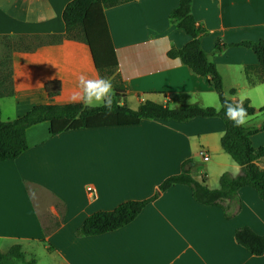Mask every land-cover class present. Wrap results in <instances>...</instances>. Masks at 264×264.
I'll use <instances>...</instances> for the list:
<instances>
[{"label": "crops", "instance_id": "obj_1", "mask_svg": "<svg viewBox=\"0 0 264 264\" xmlns=\"http://www.w3.org/2000/svg\"><path fill=\"white\" fill-rule=\"evenodd\" d=\"M68 1L0 0V49L2 35L42 40L31 49L11 52L14 93L0 96L3 120L34 104L73 102L81 74L100 77L86 41L65 36L62 10ZM177 3L129 0L104 8L117 72L127 86L124 100L131 108L145 99L175 106L192 96L202 105H219L206 77L167 55L169 48L190 39L168 18ZM191 12L207 29L200 42L222 77L225 93L235 102L248 99L255 113L248 115L246 125H259L264 81L250 84L243 71L245 64L257 62L256 54L238 45L215 52L214 45L216 40L264 38V0H191ZM52 34L62 36L53 40ZM53 78L61 81V88L48 96L43 84ZM222 132L218 117L143 118L136 124L55 134L49 133L47 121L32 124L26 128L28 147L13 159L0 160V243H19L37 257L41 247L49 264H264V251L252 254L234 238L235 228L242 225L264 233V201L250 186L238 189L239 208L231 217L224 214L227 201L202 204L187 185L178 183L160 191L123 226L95 235L76 233L87 215L154 194L186 158L195 161L192 174L204 176L210 187L217 186L223 171L239 172L240 166L220 148ZM250 140L264 147V129ZM201 148L208 159L198 154ZM198 156L211 165L197 161ZM209 174L215 175L212 184Z\"/></svg>", "mask_w": 264, "mask_h": 264}, {"label": "trees", "instance_id": "obj_2", "mask_svg": "<svg viewBox=\"0 0 264 264\" xmlns=\"http://www.w3.org/2000/svg\"><path fill=\"white\" fill-rule=\"evenodd\" d=\"M129 0H69L63 10L62 19L65 25V36L82 38L89 46L92 59L100 77L111 80L115 97L111 111L104 107L88 109L81 103H38L32 105L23 114L3 120L0 115V160L13 159L27 147L26 128L32 124L47 121L50 134L80 128L136 124L143 118L161 121H187L194 117H218L223 122V132L219 137L220 148L240 166L239 172L231 174L223 171L218 176L217 186L210 187L204 176L196 178L192 174L195 161L189 157L180 165V171L166 176L158 184V190L149 197L127 199L114 208L98 210L87 215L76 229L80 235H95L113 230L130 222L142 208L154 200L160 191L174 184H185L190 188L192 197L202 204H220L227 201L224 214L231 217L239 208L238 189L250 186L255 189L258 197L264 201V147L254 146L250 135L264 129V119L259 125L235 127L228 120L223 110L225 98L230 99L224 91L222 77L214 62L208 59L200 38L207 34V29L196 20L191 12V0H178L169 14V20L184 30L190 39L181 47L167 50L169 57H177L195 74L204 76L214 88L218 96L219 107L216 111L212 105L189 102L172 106L145 99L136 108L125 103L127 86L117 72L118 60L109 28L104 15V8ZM62 35L52 34L53 40ZM3 52L0 56V96L14 93L12 80L11 52L15 48L31 49L41 43L38 36L2 35ZM229 45H238L251 49L257 57L255 64H245L243 71L250 84L264 81V38H242L232 43H220L216 40L214 51L219 52ZM61 88L57 78L48 79L43 84L46 95L56 94ZM234 92V88L230 89ZM247 115L255 113V108L248 99L243 100ZM258 111L264 112V105ZM1 114V113H0ZM234 203L235 205L231 204ZM236 242L244 246L252 254L259 255L264 251V233H257L248 225L238 226L234 230ZM33 254L27 253L19 243L12 244L6 251L0 250V264H34Z\"/></svg>", "mask_w": 264, "mask_h": 264}, {"label": "clouds", "instance_id": "obj_3", "mask_svg": "<svg viewBox=\"0 0 264 264\" xmlns=\"http://www.w3.org/2000/svg\"><path fill=\"white\" fill-rule=\"evenodd\" d=\"M78 88L79 91L75 92L72 96L73 102L81 103L88 109L104 107L111 111L115 97V89L111 80L103 77L88 78L81 74L78 77ZM201 95L203 96L204 94L201 93ZM189 103L191 105L197 103L194 96H192ZM222 107L225 116L233 122L235 127L246 126L249 117L246 109L243 107V97H241L239 102L229 101L225 98ZM220 110V108L216 109L217 112Z\"/></svg>", "mask_w": 264, "mask_h": 264}, {"label": "rangeland", "instance_id": "obj_4", "mask_svg": "<svg viewBox=\"0 0 264 264\" xmlns=\"http://www.w3.org/2000/svg\"><path fill=\"white\" fill-rule=\"evenodd\" d=\"M1 49H0V56H1V54H2V52H3V41H2V39H1ZM218 107H219V105H218ZM218 107H216V108H218ZM196 160L197 161H200V162H203V163H205L207 166H210L211 165V162L210 161H204V160H202L201 158H200V156H198V157H196ZM202 167H200V169H201ZM198 177H199V175H197ZM208 178H209V182L212 184V182L214 181V178H215V175H212V174H209V176H208ZM218 179V178H217ZM214 184V183H213ZM9 243H0V250L1 251H6L9 247H10V245L11 244H9ZM36 251H37V254H38V257L36 256V255H34L35 256V259L36 260H38L37 261V263L36 264H49L48 262H49V260L47 261V260H45V256L43 255V251H42V249H41V247H38L37 249H36ZM28 253V252H27ZM29 254H31V253H29ZM38 258V259H37ZM48 259V258H47Z\"/></svg>", "mask_w": 264, "mask_h": 264}, {"label": "built area", "instance_id": "obj_5", "mask_svg": "<svg viewBox=\"0 0 264 264\" xmlns=\"http://www.w3.org/2000/svg\"><path fill=\"white\" fill-rule=\"evenodd\" d=\"M198 154H199L204 160L208 159V153H207V151H206L205 149H203V148L199 149V150H198ZM88 190L90 191V190H92V189H91L90 187H88Z\"/></svg>", "mask_w": 264, "mask_h": 264}]
</instances>
